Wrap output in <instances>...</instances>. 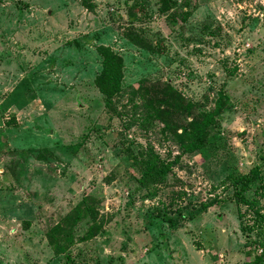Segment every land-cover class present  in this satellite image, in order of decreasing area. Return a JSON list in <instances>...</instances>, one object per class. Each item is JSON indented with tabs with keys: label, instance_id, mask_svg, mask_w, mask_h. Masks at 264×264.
<instances>
[{
	"label": "rangeland",
	"instance_id": "obj_1",
	"mask_svg": "<svg viewBox=\"0 0 264 264\" xmlns=\"http://www.w3.org/2000/svg\"><path fill=\"white\" fill-rule=\"evenodd\" d=\"M162 6L0 0V264H264V0ZM99 45L124 60L110 104ZM164 81L194 116L226 101L202 148L147 102Z\"/></svg>",
	"mask_w": 264,
	"mask_h": 264
},
{
	"label": "trees",
	"instance_id": "obj_2",
	"mask_svg": "<svg viewBox=\"0 0 264 264\" xmlns=\"http://www.w3.org/2000/svg\"><path fill=\"white\" fill-rule=\"evenodd\" d=\"M171 1L172 0H163V6L161 7L162 12L171 7ZM129 36L135 43L147 45V42L141 35L130 31ZM97 50L102 56L103 61L102 69L96 77V84L106 96L107 103L110 104L114 96L118 94L122 88L121 83L123 79L124 60L121 54L114 51L109 46L99 45ZM145 94L147 96V102L156 112L157 117L164 120L168 128L176 131V129L184 126V123L180 122V119H183L185 116L189 117L188 124H190L191 129L195 131V139L188 145L189 150L192 151L200 149L206 144L210 127L218 123L217 116L226 105V101L221 97L212 111L194 116V103L187 99L176 87L166 81L146 87ZM154 169L155 168L152 170ZM155 171L157 172L158 170L156 169ZM254 179V176L243 175V179H241V188L236 193L239 200L247 199L244 193L251 186ZM216 202H218V200L204 202L200 210H206ZM78 210L77 220H80L88 214L90 207L86 208L85 203L81 201L78 204ZM182 216L186 217L185 213H182ZM94 219L95 216H93V222L82 238L87 239L93 237L101 230L94 222ZM70 238H72L71 233L67 235L66 239L70 240ZM59 249L60 252H65V247H63V245H60Z\"/></svg>",
	"mask_w": 264,
	"mask_h": 264
}]
</instances>
